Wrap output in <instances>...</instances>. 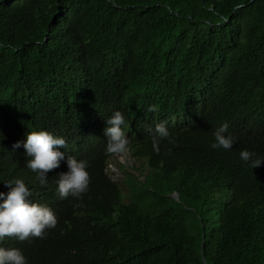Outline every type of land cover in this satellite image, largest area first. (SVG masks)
I'll list each match as a JSON object with an SVG mask.
<instances>
[{
	"label": "trees",
	"instance_id": "1",
	"mask_svg": "<svg viewBox=\"0 0 264 264\" xmlns=\"http://www.w3.org/2000/svg\"><path fill=\"white\" fill-rule=\"evenodd\" d=\"M114 110L134 161L121 182L107 170ZM161 121L174 142L156 152ZM225 121L237 142L212 149ZM42 129L89 162L82 197L56 191L66 159L41 185L13 147ZM0 134V191L23 179L58 217L0 242L28 264H264V164L239 156L264 154V0H0Z\"/></svg>",
	"mask_w": 264,
	"mask_h": 264
},
{
	"label": "clouds",
	"instance_id": "2",
	"mask_svg": "<svg viewBox=\"0 0 264 264\" xmlns=\"http://www.w3.org/2000/svg\"><path fill=\"white\" fill-rule=\"evenodd\" d=\"M156 110L155 105H149L148 111ZM106 127L104 135L107 137L106 151L110 154H117L127 157L132 152L131 139L126 135V118L121 110H114L105 120ZM123 126V127H122ZM229 123H221L214 130V141L212 149L223 148L230 150L237 142V137L229 133ZM152 137L154 151H160V142L168 139L170 143L174 138L166 124L161 121L149 128ZM2 136V134H0ZM3 137V136H2ZM66 140L47 130L28 131L24 141H17L13 147H23L26 150L27 167L37 174L41 185L48 183V172L57 169L61 161L66 159L67 171L59 172L56 175V191L60 198L69 196L80 198L88 191L90 184L89 162L86 159H77L74 155H67L60 151L65 147ZM240 159L252 169L264 164V154L255 150L243 149L239 153ZM8 187L7 193L0 191V242L5 237H15L24 241L29 237H43L46 230L54 229L58 223L57 214L47 205L34 203L29 197L31 191L23 179L17 178L14 181L4 183ZM202 264H208L206 256L201 254ZM0 264H28L24 252L15 247H0Z\"/></svg>",
	"mask_w": 264,
	"mask_h": 264
},
{
	"label": "rangeland",
	"instance_id": "3",
	"mask_svg": "<svg viewBox=\"0 0 264 264\" xmlns=\"http://www.w3.org/2000/svg\"><path fill=\"white\" fill-rule=\"evenodd\" d=\"M131 165H134V161L130 155L127 157L117 155L109 161L107 170L114 181L121 182L124 179V173L130 169Z\"/></svg>",
	"mask_w": 264,
	"mask_h": 264
}]
</instances>
